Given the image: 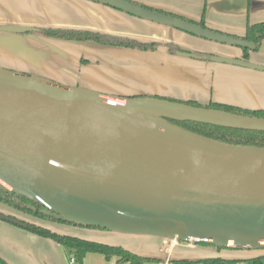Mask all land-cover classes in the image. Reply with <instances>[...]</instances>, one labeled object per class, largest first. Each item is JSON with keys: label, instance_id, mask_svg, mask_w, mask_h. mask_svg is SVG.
<instances>
[{"label": "water", "instance_id": "1", "mask_svg": "<svg viewBox=\"0 0 264 264\" xmlns=\"http://www.w3.org/2000/svg\"><path fill=\"white\" fill-rule=\"evenodd\" d=\"M92 1L222 44L258 47L132 0ZM0 31L39 28L0 24ZM177 52L264 71L246 59ZM165 117L264 132L260 117L154 96L122 98L0 67V188L59 220L264 248V146L211 138Z\"/></svg>", "mask_w": 264, "mask_h": 264}, {"label": "crops", "instance_id": "2", "mask_svg": "<svg viewBox=\"0 0 264 264\" xmlns=\"http://www.w3.org/2000/svg\"><path fill=\"white\" fill-rule=\"evenodd\" d=\"M132 1L195 22H200L204 16L207 27L241 37L245 36L249 24L264 21V0ZM0 24L90 29L162 43L155 50H141L44 36L56 39L59 45L53 49L63 51L60 56L65 60L64 70L51 71L50 76L66 86H80L122 98L154 96L180 102L196 101L202 105L217 102L248 110H264V71L181 55L178 50L170 49L172 44L264 65V41L259 49L250 50L246 58L241 47L147 21L92 0H0ZM45 41L48 45L49 41ZM73 53L80 56H73ZM94 54L98 57H92ZM39 55L41 52L37 48V53H29L26 59L33 60V56L36 59ZM27 60L17 58V61L0 64V67L13 70L12 67L18 65L24 69V64L29 63ZM71 64L76 68L71 69ZM39 76L43 77L42 74ZM0 211L44 225L55 232L123 246L139 255L159 259L158 264H204L203 260L211 257L226 258L230 262L246 260L243 255L228 253L229 249L225 251L208 244L28 219L1 202ZM253 256L262 257L260 252ZM0 257L8 264H123L117 257L107 259L99 252L87 253L83 263L72 262L74 252L70 248L2 218Z\"/></svg>", "mask_w": 264, "mask_h": 264}, {"label": "trees", "instance_id": "3", "mask_svg": "<svg viewBox=\"0 0 264 264\" xmlns=\"http://www.w3.org/2000/svg\"><path fill=\"white\" fill-rule=\"evenodd\" d=\"M152 9H156V8H152ZM162 12H165V11H162ZM176 16H179V15H176ZM203 17L200 22H196V23L204 27H207ZM182 18H185V17H182ZM185 19L195 22L194 20H191L188 18H185ZM39 31H41L42 34L48 37L61 38V39L71 40V41H94V42H98V43L110 45V46L138 48L141 50H155L160 45V43L156 41H144V40H140L134 37L113 35V34L102 33V32L94 31L90 29L42 27V28H39ZM243 38L255 42L258 46L256 49H259V47L262 45L264 41V21L258 22L255 24H249L247 27L246 34L245 36H243ZM170 49L172 51H176V50H182L183 47L170 44ZM242 49L244 51V57L248 58L250 49L248 48H242ZM195 52L200 53V54L203 53L208 56L213 55L211 53L197 52V51ZM171 100H174V99H171ZM182 102L196 105V106H205L208 108L225 111V112H229L233 114H238V115L264 118V110H261V109L248 110V109H244V108H241L235 105L217 103V102H210L207 105H202L196 101H182ZM164 119L173 125H177L184 129H187V130H190L195 133H199V134L211 137V138H215L218 140H222V141H226V142H230L234 144L264 146V132L263 131L229 128V127L217 126V125L208 124V123H201V122H195V121H189V120H180V119L167 118V117H165ZM0 202L16 209L17 211H20L23 214L31 215L39 220H44V221L48 220L54 223H62V224L76 225V226L87 227V228L107 230L104 228L86 226L84 224H81L75 221H64V220H59V219L47 216L43 212L45 208L41 206L40 204H37L24 196L18 195L16 193H13L11 191H8L2 188H0ZM3 214L7 215L9 217L8 221L12 222L13 224L18 225L19 227L25 228L36 234L49 237L55 240L56 242L70 248L74 252V257L76 261L80 263H83L85 255L89 252L102 253L106 256L107 259L117 257L118 260L123 264H146L148 262H154L155 264H158L160 262L159 259L149 258V257L139 255L120 245H113V244H109V243H105V242H101L97 240L83 238V237L76 236V235L55 232L44 225L38 224L36 222H32L30 220L19 217L17 215L6 214V213H3ZM202 244H206V243H202ZM211 246L221 249V247H217L215 245H211ZM259 259L261 258L260 257L253 258L255 264H262V262ZM229 262H230L229 259L222 258V257H211V258H206L203 260L204 264H228ZM0 264H8V263L0 257Z\"/></svg>", "mask_w": 264, "mask_h": 264}, {"label": "rangeland", "instance_id": "4", "mask_svg": "<svg viewBox=\"0 0 264 264\" xmlns=\"http://www.w3.org/2000/svg\"><path fill=\"white\" fill-rule=\"evenodd\" d=\"M29 26V25H24ZM43 35V37H42ZM45 35L41 33V31H35V32H24V33H13V32H1L0 31V64H5L6 61L13 62L14 60L17 61V58H21L23 60H27L28 54L32 53L33 51L37 53V48H39V52H41V55L35 59L33 56V60H27L29 63L24 64L26 70L21 69L18 65H15L13 70L21 72H30L34 75H43L44 78H47L53 82H56L60 85L62 82H59L54 77L50 76V73L56 72V71H63L64 70V58L60 54L63 52L61 50L57 51L56 49H53L56 47V45H59L58 41L56 39L48 38L46 39L44 37ZM43 39V40H42ZM48 40V45L46 44V41ZM160 44H162L160 42ZM58 48V47H57ZM73 56H80L78 53H73ZM82 56V55H81ZM91 57V56H90ZM97 58L98 55L94 54V56ZM3 68L7 69V66H1ZM70 68H76L73 64L70 65ZM9 69V68H8ZM53 71V72H51ZM66 72L70 73L66 70ZM23 73V72H22ZM72 73V72H71ZM76 73V72H75ZM66 86V85H64ZM24 217H29L28 219L37 220V218L28 215L23 214ZM43 222H51L48 220H42ZM225 251L228 249V253H232L234 255H243V258L246 260L242 261H232L228 264H255L253 258L255 252H260L259 259L262 264H264V248H243V249H231V248H224ZM223 249V250H224ZM257 255V254H256ZM252 258V259H251Z\"/></svg>", "mask_w": 264, "mask_h": 264}, {"label": "built area", "instance_id": "5", "mask_svg": "<svg viewBox=\"0 0 264 264\" xmlns=\"http://www.w3.org/2000/svg\"><path fill=\"white\" fill-rule=\"evenodd\" d=\"M71 261L72 262H75L76 261L75 257H72Z\"/></svg>", "mask_w": 264, "mask_h": 264}]
</instances>
